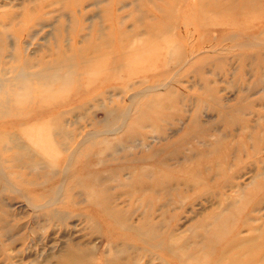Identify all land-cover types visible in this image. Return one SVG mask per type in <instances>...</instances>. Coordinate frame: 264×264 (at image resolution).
<instances>
[{
  "label": "rangeland",
  "instance_id": "obj_1",
  "mask_svg": "<svg viewBox=\"0 0 264 264\" xmlns=\"http://www.w3.org/2000/svg\"><path fill=\"white\" fill-rule=\"evenodd\" d=\"M156 22L0 132V264H264V0H0L1 79Z\"/></svg>",
  "mask_w": 264,
  "mask_h": 264
},
{
  "label": "bare ground",
  "instance_id": "obj_2",
  "mask_svg": "<svg viewBox=\"0 0 264 264\" xmlns=\"http://www.w3.org/2000/svg\"><path fill=\"white\" fill-rule=\"evenodd\" d=\"M119 22H120V18L117 19V25H119ZM163 26L164 24H160L159 22H156L150 25V30L153 28L152 29L153 31L149 30V31H145L144 33L137 32L135 38L132 39L134 44L133 46H136V48L132 52L116 53L115 55L112 53L113 48L109 45V42L106 40L103 41V39L100 37L99 31H98V35L94 36V32H95L94 30L93 36L91 37L92 39L90 42H88L89 45L88 43H86V47H90V48H89V52L87 51V49L85 50V54L87 55V57L85 58L84 62L73 63L74 61L70 57L62 62L58 55L57 56L51 55V57H54L51 62L44 61L40 64L42 69L34 70L33 69L34 67L32 68L31 66V69L28 73V77H32L34 78V80L32 78L24 79L26 76L25 77L21 76L22 79L20 80V76L13 75L12 79H15V81L19 83L14 87L4 86V81L1 79V76H3L4 71H1L0 72V132L7 131V127L16 126L17 128H19V126L35 123L40 121L45 116L46 118H49L53 115V113L54 114L57 113L56 112L58 109L57 103H60L61 99L56 101L57 96H55V91L57 89V86L60 85L62 81L61 76H60L61 81L58 79L57 72L60 71L62 67L67 66L69 74H72V72L75 70L79 75L81 74V72L92 71V66L94 69L101 70V72L103 71V69L115 68V65L118 67V69H120L123 62L126 63L127 61L125 59L122 61L121 57L130 55V53L135 54L139 51L142 52L145 49V45L147 44H145L144 42H142L140 45L135 44L140 39V37H143L142 40L144 39L146 41H152L153 39L157 40L159 38V35L156 32V28L162 30ZM127 38H131V37L125 31L121 32L117 44L119 49H120L119 45H123L125 41L129 40ZM1 40L4 41V38L1 37ZM79 53L84 54L81 51H79ZM116 59H120L122 63L119 64L117 60V63L115 64ZM80 61H83V58ZM76 62H78V60H76ZM105 65L106 66L109 65V67H105ZM79 75L78 77L80 78ZM99 77H101V74ZM29 79L30 82L32 83L31 86H27V84L22 85L27 83ZM101 79L103 81L102 84H104V80H103L104 77H101ZM63 82L64 81H62V83ZM44 90L46 91L45 94L43 92ZM14 91L19 92V94L15 95ZM26 99L28 100L27 102L23 101ZM14 100H17L19 102H16ZM43 112L44 113L48 112V113L44 115ZM25 133H26L25 129L20 131V134H25Z\"/></svg>",
  "mask_w": 264,
  "mask_h": 264
}]
</instances>
